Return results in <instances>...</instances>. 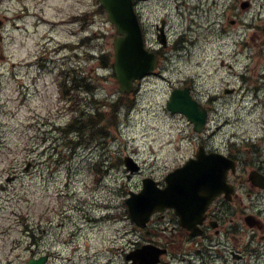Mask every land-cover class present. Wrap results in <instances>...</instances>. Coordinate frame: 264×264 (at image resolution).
<instances>
[{"label": "rangeland", "instance_id": "1", "mask_svg": "<svg viewBox=\"0 0 264 264\" xmlns=\"http://www.w3.org/2000/svg\"><path fill=\"white\" fill-rule=\"evenodd\" d=\"M230 3L144 4L143 19L153 47L161 46L156 23L168 20L170 42L159 70L163 76L146 79L136 98L124 100L129 105L117 104L119 113L113 119L109 103H104L122 94L112 67L116 28L107 14L96 12L81 33L95 36L84 46L81 61H68L62 58L67 51L58 50L64 41L81 37L70 22L72 16L94 13L98 1L0 0V264H26L30 254L26 233L38 235L37 255L51 253L50 264H129L126 255L135 244L145 239L169 243L161 232L153 228L148 232L134 223L125 199L142 187L145 176L162 180L194 155L201 142L185 117L167 110L173 87L192 85L209 107L210 146L227 152L233 144L251 159L264 154V0H254L256 7L249 13L228 9ZM103 53L109 54V68L97 59ZM39 57L49 63L40 72ZM66 69L96 77L93 92L77 91L75 111L59 90L58 74ZM227 87L236 92L225 93ZM161 92L166 139L157 147L161 137L148 143L146 129ZM82 111L104 112L111 119L104 124L105 137L89 141L60 129ZM70 140L81 141L74 151L67 147ZM125 156L138 161L142 171L129 178ZM11 157L20 173L9 182ZM26 160L34 164L31 171L25 170ZM112 223L123 226L116 230L123 234L115 240L105 232V228L112 232ZM186 245L174 241L170 247L176 257L168 254L163 264H189L180 262L183 250L190 256Z\"/></svg>", "mask_w": 264, "mask_h": 264}, {"label": "flooded vegetation", "instance_id": "2", "mask_svg": "<svg viewBox=\"0 0 264 264\" xmlns=\"http://www.w3.org/2000/svg\"><path fill=\"white\" fill-rule=\"evenodd\" d=\"M149 1L135 0V3L139 9L142 7L140 3ZM158 52L161 53V49ZM202 144L199 143L198 147ZM261 157L253 159L249 165L243 158L231 156L236 162V170L230 169L225 181L220 178L209 180L211 184H220V192L207 206L195 231L184 228L179 215L168 208L155 214L145 230L150 232L153 228L157 233L161 232L169 243L145 239L135 244L134 249L148 242L166 247L168 252L162 256L160 263L163 264L168 254L171 258L176 257L170 245L179 241L182 244L187 242L190 257L184 256V250L181 260L189 264H264V159ZM211 165L215 174H222L221 163ZM252 169L258 173L254 178L250 177ZM12 172L15 177L18 176L17 169L12 168ZM131 176L128 174L129 178ZM163 183L160 181L161 185ZM26 236L31 241L26 249L34 253L40 246L39 241L35 234Z\"/></svg>", "mask_w": 264, "mask_h": 264}, {"label": "water", "instance_id": "3", "mask_svg": "<svg viewBox=\"0 0 264 264\" xmlns=\"http://www.w3.org/2000/svg\"><path fill=\"white\" fill-rule=\"evenodd\" d=\"M101 2L108 12L110 21L116 25L119 34L114 42L115 73L121 90L130 93L134 90L136 79L153 72L157 64V56L145 47L142 28L134 11L133 0H101ZM160 39L165 43V39L161 37ZM167 108L172 112H181L187 115L189 120L195 124L196 131L200 132L204 128L207 110L193 99L189 88L174 89L167 102ZM127 165L131 170L138 169L131 165L129 159ZM192 167L193 165L188 162L184 167L170 173L167 177L168 185L161 190L157 189L156 182L151 178L146 179L144 189L140 193H132L131 197L127 199L132 218L141 226H145L153 212L166 207H174L184 217L186 209L182 206V202L188 201L190 195L194 193L192 186L195 187L198 184V182L192 183V176L184 173L187 171L188 174H192ZM204 176V174H197L198 178H196L195 173L196 180ZM203 204L206 207L207 202L205 201ZM183 223L187 225L185 221ZM153 252L155 254H150L146 246L133 252L129 256L134 260V263L131 264H156L162 250ZM45 259L46 257L31 260L29 264H44Z\"/></svg>", "mask_w": 264, "mask_h": 264}, {"label": "trees", "instance_id": "4", "mask_svg": "<svg viewBox=\"0 0 264 264\" xmlns=\"http://www.w3.org/2000/svg\"><path fill=\"white\" fill-rule=\"evenodd\" d=\"M100 59H101L103 66L105 67L111 66L110 65L111 63L109 61L110 60L109 54H102ZM69 76H71V73L67 70L65 73V77L60 84V87L62 88L63 93L67 97H69L71 100H73L76 104V98L78 97L77 94L76 93L71 94L70 88L67 87L68 86L67 81H68ZM73 77H74L73 82H74V85L76 86L78 83V76L76 73H73ZM87 83L88 82L85 79H82V84L87 86ZM124 99L125 97H120L118 99V103L122 102V100ZM117 107H118L117 104H114L112 106L113 119L118 113V110L116 109ZM104 116H106L105 113H99L97 116H95V118H93L92 116L91 118H88V119H85V117L75 116L72 119V121L67 125L66 129H64V131L65 130L66 132L75 131V132L81 133L80 137H84L85 139L87 138L88 140H90V138L94 139L103 130V127L101 124H102V121L104 120Z\"/></svg>", "mask_w": 264, "mask_h": 264}, {"label": "clouds", "instance_id": "5", "mask_svg": "<svg viewBox=\"0 0 264 264\" xmlns=\"http://www.w3.org/2000/svg\"><path fill=\"white\" fill-rule=\"evenodd\" d=\"M164 91H166V89ZM162 99H163V92H161V95L156 97L154 100V108L152 110V116H150L147 121V125L150 127L146 129L148 143H151L153 140H157V137H161V139L157 140V144H156L157 147H159V144L163 142V139H166V128L164 126L166 121L162 120V113L160 112V104ZM93 214L100 215V213L98 212H93ZM122 227L123 226L120 223H112L111 224L112 232H109L107 228H105V232H107L109 236H111V238L115 240L117 236L123 234L122 231L116 232L117 229H122ZM113 232H115V235H113Z\"/></svg>", "mask_w": 264, "mask_h": 264}, {"label": "bare ground", "instance_id": "6", "mask_svg": "<svg viewBox=\"0 0 264 264\" xmlns=\"http://www.w3.org/2000/svg\"><path fill=\"white\" fill-rule=\"evenodd\" d=\"M91 219V218H90Z\"/></svg>", "mask_w": 264, "mask_h": 264}]
</instances>
